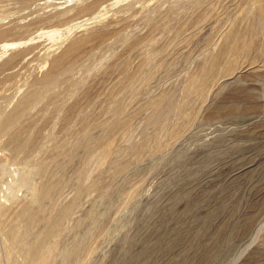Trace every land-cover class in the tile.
I'll use <instances>...</instances> for the list:
<instances>
[{
	"label": "rangeland",
	"instance_id": "374dc122",
	"mask_svg": "<svg viewBox=\"0 0 264 264\" xmlns=\"http://www.w3.org/2000/svg\"><path fill=\"white\" fill-rule=\"evenodd\" d=\"M240 5L0 0V264H264V55L223 51Z\"/></svg>",
	"mask_w": 264,
	"mask_h": 264
},
{
	"label": "bare ground",
	"instance_id": "6f19581e",
	"mask_svg": "<svg viewBox=\"0 0 264 264\" xmlns=\"http://www.w3.org/2000/svg\"><path fill=\"white\" fill-rule=\"evenodd\" d=\"M243 2H244V5H242V6L244 7L243 8L244 10H243L242 18L239 17L241 19L236 21L235 25L233 26V29H232L231 33L229 34L228 41H227L223 51H229V53H231L232 56H242V57H244L246 59V63H245L246 66H254V65H256L259 62V60L264 55V0H243ZM242 6L240 5V7H242ZM77 46L78 45L72 46L70 48L68 54H70L71 52L76 51ZM64 58L59 60L56 63L57 67H59L62 64V62L64 61ZM217 63H218V57H216L214 59L213 63L208 67L209 76H213L215 74V71H216V68H217ZM17 117H15V118L13 117L11 120H8V121L6 120L7 124L10 125L12 122L13 123L16 122V121H13V120H15ZM7 124H5L4 127L7 126ZM9 125H8V127H10ZM5 129H6V127H5ZM14 141H16V140H14ZM18 142H19V140H18ZM21 143L22 142H20L19 144H21ZM22 145H23V143H22ZM18 147L20 149V146H18ZM3 148H5V147H3ZM42 194H45V192L42 193ZM43 197H42V199L45 198V197L44 198ZM27 213H28V211H27ZM28 217H29V214H28ZM22 218L26 219L23 216H22ZM29 219H31V218H29ZM29 219H26V220H29ZM24 235H23V237L27 236V235H25V236ZM21 236L22 235H20V237ZM21 241H20V243H21ZM23 242H25V241H23ZM44 249H45V247H44ZM42 253H44V252H42ZM36 255H38L37 251H30L28 257L31 259L32 257H34ZM34 259H35V257H34ZM41 261H44V263L45 262L47 263L48 258L45 257L43 260L41 259ZM26 262H28V261H26Z\"/></svg>",
	"mask_w": 264,
	"mask_h": 264
}]
</instances>
